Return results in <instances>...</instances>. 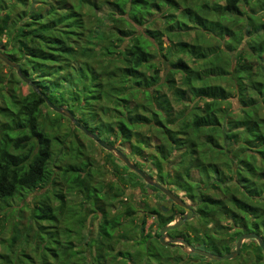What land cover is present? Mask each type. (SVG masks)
I'll return each instance as SVG.
<instances>
[{"label":"trees","instance_id":"trees-1","mask_svg":"<svg viewBox=\"0 0 264 264\" xmlns=\"http://www.w3.org/2000/svg\"><path fill=\"white\" fill-rule=\"evenodd\" d=\"M155 11L161 27L138 30ZM191 30L193 41L180 39ZM0 49L33 84L9 66L6 85L0 75V264L216 263L159 242L160 228L182 209L173 203L178 211L163 212L140 199L141 210L135 198L124 200L128 188L165 197L126 166L112 160L113 182L92 183L95 164L83 157L77 128L54 123L44 107L64 116L46 98L110 144L120 139L138 155L153 147L146 161L156 181L194 210L171 238L217 254L233 251L243 233L264 241V0H0ZM159 56L170 66L165 77ZM55 144L59 153L72 150L58 173L50 166ZM57 183L64 189L38 195L20 222L23 208L11 201ZM68 193L88 202L77 229L57 224ZM147 217L154 231H145ZM88 218H97L94 237L82 235ZM246 252L253 260L240 262ZM239 253L238 264H264L254 239Z\"/></svg>","mask_w":264,"mask_h":264},{"label":"rangeland","instance_id":"rangeland-1","mask_svg":"<svg viewBox=\"0 0 264 264\" xmlns=\"http://www.w3.org/2000/svg\"><path fill=\"white\" fill-rule=\"evenodd\" d=\"M93 12V10H90ZM157 14V12L155 11L154 14L149 17V22H146L145 25H143L142 27H139L138 30H141L143 32V30L145 28H153V27H161L162 22H161V18L155 17V15ZM195 37V32L193 30H191L189 33H187L184 36H181L180 39H183L185 41H193ZM4 41V39H3ZM163 41V46L168 44V40L163 37L162 38ZM157 59L160 60V64H162V66L160 67L161 71H160V75L162 77H165L166 75V71L170 68L168 62L165 59H162L160 56L157 57ZM1 61V60H0ZM3 62V61H2ZM0 62V75L2 77V81L4 83V85H6V81L7 79L11 78V70L9 69L8 65H6L4 62L2 63ZM11 68V67H10ZM13 69V68H12ZM13 76V75H12ZM179 75H176V79L178 80ZM15 79V78H14ZM19 86V90L22 93H27L29 91V86L25 83V82H19L18 83ZM163 90H166V87H163ZM236 104V103H235ZM181 105H175V108L180 107ZM44 112L46 113V115L48 117H53V122H58V120L63 124L62 126V130L66 131L69 129H73V126L69 123L71 121H68L69 119L67 117L64 116L63 119L59 118L60 116L54 114L52 111H50V109L44 107ZM77 116L79 117V115L77 114ZM76 117L78 120L79 118ZM72 123V122H71ZM73 124V123H72ZM77 128V127H76ZM144 130V129H143ZM75 135L77 136V139L79 141V143L81 144V149L84 152V156L83 157H87L89 161H91L92 164H95V168L96 171H94L93 177L91 182L94 184H97L99 186H104V184L108 183V182H113V180L115 179L114 175H113V170H112V160H115L116 163H118L120 166H123L124 164L115 156L114 153L112 152H108L105 149H103L100 145H98L94 140H92L88 135H86L84 132H82L80 129H76L73 130ZM101 139L104 138L103 135L100 136ZM148 139H153V136L150 135V133L148 134ZM109 139H113V137L111 135H109ZM148 139H146L148 141ZM105 140V139H103ZM114 145H116L118 148L122 149V151L127 155L128 153H130V160L133 161L134 163L138 162L139 164H141V168L148 174H151L153 176V178H157V171L151 166L150 162L146 161V158L148 157L149 153L153 152V147H144L142 146V151L140 152V154H136L131 152V149L129 147V145L127 143H122L120 139L116 140L114 142ZM69 146L67 145L65 149H63L60 153V149H59V145L55 144L54 146V154L52 156V159L50 160V166L53 168L55 173L59 172V167L61 165H64L65 162H67V157H64L62 154L63 153H68L67 155H69L70 153H72V150L70 148H68ZM179 151L176 152V154H178ZM125 166V165H124ZM171 167V166H170ZM169 167V169H170ZM60 180V179H59ZM156 180V179H155ZM61 181V180H60ZM150 186V185H149ZM65 184L61 183L59 185V183L57 184H49L46 186H43L42 188H39L33 192H30L27 196L22 197L21 199L15 198L11 201V204L13 206V208H16L18 206H21L23 209L22 211H19V219L20 222H24L27 220L28 214H29V208L32 207L34 200L38 199L40 194L44 193L45 191H48V194L51 195L56 191H59L60 188L64 189ZM174 193H176L177 195H179L181 198L184 199L183 195L181 192L179 191H173ZM146 193L147 196H144V194H139L137 190H133L131 188H128L127 190H125L124 196H120L118 198H116L115 200V204L116 206H119V199L122 197L124 200L125 198H127V200L129 199H134L135 201L134 204L136 205L137 209H143V205L142 204H138L140 203L139 200L142 199V201H146L147 204L149 206H156L158 208H160L161 211L163 212H167L169 209L173 208L175 211H178V209L176 207L173 206V202H171V200H169L166 195L165 197H159L157 196V193L153 192V190L148 187L146 189ZM65 200L66 203L68 204L69 207H67L65 214L63 215V217H60L59 220L60 222H58V225L63 226L65 223H70L74 229H77L78 227V218H79V211L81 210V206L80 203H84V205L88 204V202L83 198V195L81 193H68L65 195ZM187 203L191 204V201L189 199H184ZM52 203L54 206H56L58 204V200L57 199H53L52 198ZM143 203V202H141ZM24 204H28L29 207L26 208L24 206ZM179 207V206H178ZM182 209V208H181ZM121 210V209H120ZM141 210H138L135 212V217L133 219V223L137 224L139 223V221L141 220V218L143 217V213ZM77 212V214H75ZM180 211V210H179ZM88 212H90V210H87L85 213L88 214ZM184 210L182 209L180 212L177 213V215L183 213ZM176 215V216H177ZM122 219L125 222H130L131 218L130 216H126V217H122ZM175 219V218H174ZM152 217H147L146 218V225H145V231L152 229L153 231L155 229H157L153 224H152ZM96 225H97V218H88L87 221H85L84 223V228L82 230V235L84 237H94V235L96 234ZM9 234L8 232L4 233V236L7 237ZM232 249L234 250V246L232 245ZM3 250V246L0 245V251ZM183 250V249H182ZM184 251V250H183ZM185 252V251H184ZM187 253V252H185ZM240 254V253H239ZM238 254V255H239ZM241 258L239 259L240 262L242 259H247L249 261L253 260L254 255L252 253L246 252L241 254ZM236 258V257H235ZM193 261L195 263L198 262H205L204 260L201 259H196V258H191L190 261ZM226 259H220V260H215L213 262H216L214 264H238V261H236L234 258L233 259H229L227 261H225Z\"/></svg>","mask_w":264,"mask_h":264},{"label":"water","instance_id":"water-1","mask_svg":"<svg viewBox=\"0 0 264 264\" xmlns=\"http://www.w3.org/2000/svg\"><path fill=\"white\" fill-rule=\"evenodd\" d=\"M0 60L3 61L6 65L13 68L17 75L26 83H30V85H33L29 80L22 74L20 70V66L18 63L13 62L6 54L2 52L0 49ZM46 103L50 106L52 110L55 112L61 113L63 116L67 117L75 127L80 129L82 132H84L86 135H88L92 140H94L98 145H100L103 149H105L108 152H112L115 154V156L131 171L138 174L145 183H147L150 186L155 187L156 189L160 190L166 197L171 200L175 205L179 206L184 210L183 213L177 215L175 219L168 224L162 226L159 230V242L163 245L167 244H178L182 246V249L187 253H195L201 256H204L208 259L212 260H220V259H233L238 256L239 249L241 244L248 239H254L257 241L259 247L261 248L263 254H264V241L262 240V237L259 236L256 233H243L241 234L235 244L234 250L229 253L224 254H217L213 252H209L200 248L193 247L188 243L186 240L183 239H177V238H171L168 235V231L171 229H176L180 227L185 221H188L193 218L194 216V210L191 207L189 203L183 200L179 195L174 193L169 187H166L165 185L157 182L151 175L146 173L143 169L138 167L133 161L130 160V158L121 151L116 145L110 144L107 141L99 138L96 134L89 131L83 124L80 123L78 119L75 118V116L66 108L63 106H56L52 104L47 98Z\"/></svg>","mask_w":264,"mask_h":264}]
</instances>
